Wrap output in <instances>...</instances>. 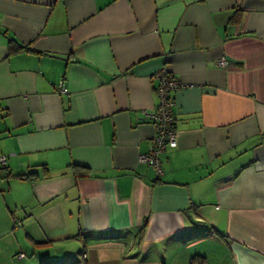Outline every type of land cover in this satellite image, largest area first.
<instances>
[{
	"label": "crops",
	"instance_id": "obj_1",
	"mask_svg": "<svg viewBox=\"0 0 264 264\" xmlns=\"http://www.w3.org/2000/svg\"><path fill=\"white\" fill-rule=\"evenodd\" d=\"M0 153V264H264V0H0Z\"/></svg>",
	"mask_w": 264,
	"mask_h": 264
},
{
	"label": "built area",
	"instance_id": "obj_2",
	"mask_svg": "<svg viewBox=\"0 0 264 264\" xmlns=\"http://www.w3.org/2000/svg\"><path fill=\"white\" fill-rule=\"evenodd\" d=\"M219 65L225 68L233 66V63L222 59L219 61ZM158 81V87L156 92L159 97V105L157 111L153 116L154 126L156 129V136L154 138V147L151 149L148 155H141L139 161L144 164L155 167L158 173L160 170V158L167 149H173L177 147V134L175 129V119L173 117V100L171 98L172 91L179 89L181 84L173 78V76L163 69L156 74ZM58 92L66 93L64 83L61 81L57 87ZM8 163V157L0 153V178L2 172L6 168Z\"/></svg>",
	"mask_w": 264,
	"mask_h": 264
},
{
	"label": "trees",
	"instance_id": "obj_3",
	"mask_svg": "<svg viewBox=\"0 0 264 264\" xmlns=\"http://www.w3.org/2000/svg\"><path fill=\"white\" fill-rule=\"evenodd\" d=\"M36 176H37V173H29V174H23V175H19L18 178L19 179H22V180H26V179H36Z\"/></svg>",
	"mask_w": 264,
	"mask_h": 264
}]
</instances>
